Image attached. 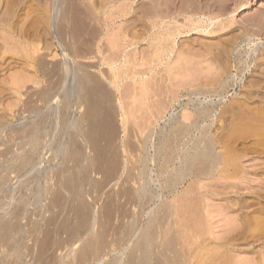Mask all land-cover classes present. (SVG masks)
<instances>
[{
  "label": "rangeland",
  "instance_id": "1",
  "mask_svg": "<svg viewBox=\"0 0 264 264\" xmlns=\"http://www.w3.org/2000/svg\"><path fill=\"white\" fill-rule=\"evenodd\" d=\"M64 47L78 50L70 61ZM66 61L112 93L99 100L116 131L99 141L101 154L69 127L88 126L97 104L65 100ZM263 77L264 0H0V264H264ZM204 108L211 113L197 118ZM181 125L189 132L176 138ZM202 134L217 138L223 171L175 184Z\"/></svg>",
  "mask_w": 264,
  "mask_h": 264
},
{
  "label": "bare ground",
  "instance_id": "2",
  "mask_svg": "<svg viewBox=\"0 0 264 264\" xmlns=\"http://www.w3.org/2000/svg\"><path fill=\"white\" fill-rule=\"evenodd\" d=\"M219 1V0H218ZM215 2V1H214ZM221 2H224V1H221ZM218 3V2H217ZM227 5V4H226ZM183 6V5H182ZM220 6V8H221V5H219ZM57 7V6H56ZM59 7V6H58ZM57 7V8H58ZM155 7V6H154ZM158 7V6H157ZM156 7V8H157ZM207 7V6H206ZM223 7V6H222ZM227 7V6H226ZM225 7V8H226ZM245 7V6H244ZM56 8V11H55V13H54V17H53V19H54V22L55 21H57L58 19V16H60L59 15V11H57L58 9ZM151 8V7H150ZM152 9H153V7H152ZM208 9V8H207ZM219 9V8H218ZM206 10V9H205ZM217 10V9H216ZM223 11V10H222ZM63 13V12H62ZM150 13V12H149ZM64 15V14H63ZM153 15V14H152ZM158 15V14H157ZM62 16V15H61ZM60 18V17H59ZM53 22V23H54ZM260 25H262V24H260ZM10 26H12L11 24H10ZM9 27V26H8ZM11 28V27H10ZM55 29V28H54ZM263 29V28H262ZM260 30V29H259ZM259 33V32H258ZM260 34V33H259ZM59 37V36H58ZM61 38V37H60ZM77 38V37H76ZM62 39V38H61ZM61 39H60V41H61ZM6 41V40H5ZM62 42V41H61ZM74 43V42H73ZM78 44V43H77ZM65 46H68L67 44H65ZM61 47V46H60ZM111 47V46H110ZM65 48V47H64ZM66 48H68V47H66ZM64 49L65 50V52H64V56L66 57V59H68V57H70V56H72L73 54L72 53H74V52H76L77 53V51H75L74 50V52H73V50H72V52H70L71 50H70V48H68V49ZM72 49V48H71ZM97 49H98V52H99V54H102V51H103V49H102V46H100V45H98V47H97ZM110 49V48H109ZM112 51H113V48L111 49ZM112 53V52H111ZM72 54V55H71ZM112 54H114V53H112ZM39 56V55H38ZM73 56H76V55H73ZM115 56H117V55H109V58H107V62H108V65H109V68L110 69H113V68H115L114 66H115V64H114V60H116V58H115ZM27 57V56H26ZM40 57H41V55H40ZM64 57V58H65ZM103 58V57H102ZM66 59H64V60H66ZM103 59H106L105 57L103 58ZM29 60V59H28ZM37 60V59H36ZM39 60H40V58H39ZM68 61H70L69 59H68ZM68 61H66L67 63H65V67L63 68V70H61L62 71V75L61 76H58V77H61V83L63 84V87H64V93H63V97L65 98V100L67 99L68 100V98H69V96L70 97H74V96H77L78 97V99L76 100V99H74V104H76V107H77V105H80L81 103H80V100L81 99H79V98H85V100H86V102H87V106L90 104V105H94V104H97V105H95V110H90V108L89 107H87L86 105H85V107H87V108H89V110H87V114H86V119H88V121H89V123H88V126H87V123H86V125H84V126H86V127H84V126H82L81 125V121L79 122V124H76V121L74 122V119L72 120V122H71V119H70V128H72L73 130H74V132L75 133H77V132H81L82 134H83V137H84V140H85V142L87 143V144H89L91 147H92V149L93 150H97V151H99V154H101L102 152L100 151V149H99V141L101 140V139H106V140H111L113 137H114V135H115V128H114V125H113V120L114 119H112L111 120V117H110V113H108L107 111H106V107H109V105L105 102V104H107V106H103L102 104H99V103H101V102H99V100L100 99H108V101H109V96L110 95H108V93H110V92H105V90L107 89H104V85H103V83H102V81L98 78V77H96L95 75H92V74H90L89 72H88V70H86V67H83V68H81L80 66H75V64L74 65H72V63L70 64ZM103 61V60H102ZM112 61H113V64H112ZM107 62H106V60L104 61V63H106L107 64ZM38 63V62H37ZM58 64V63H57ZM103 64V63H102ZM28 65V64H27ZM43 64H41V66H42ZM77 65H79V64H77ZM59 66V65H58ZM43 67V66H42ZM41 67V68H42ZM47 67V66H46ZM42 69H44V67L42 68ZM53 69H55V67H53ZM52 69V70H53ZM59 69V68H58ZM49 70H51V69H49ZM48 70V71H49ZM56 70H57V68H56ZM44 71V70H43ZM54 71V70H53ZM58 71H60V70H57V72ZM51 72V74L53 73L52 71H49L48 73H50ZM55 72V71H54ZM47 73V74H48ZM55 74V73H54ZM58 74V73H57ZM94 74V73H93ZM114 74V73H113ZM116 75V74H115ZM114 76V75H113ZM112 76V77H113ZM114 77H116V76H114ZM108 79H110L111 78V76H109L108 75V77H107ZM264 78V77H263ZM112 79V78H111ZM257 79V78H256ZM108 81V80H107ZM261 81V80H260ZM258 87H259V85H258ZM52 90V89H51ZM129 90V89H128ZM127 90V91H128ZM253 90V89H252ZM258 90V89H257ZM45 91V90H44ZM46 93V92H45ZM127 93V92H126ZM43 94V93H42ZM48 94H52L51 92L50 93H48ZM110 94H112V93H110ZM255 94V93H254ZM46 94H44V96H45ZM54 95V94H53ZM124 95H125V93H124ZM126 95H128V94H126ZM49 95H47V97H48ZM50 96H52V95H50ZM49 96V97H50ZM66 96H68V97H66ZM129 96V95H128ZM46 97V96H45ZM49 97H48V99H49ZM258 97V96H257ZM263 97V96H262ZM62 98V97H61ZM113 98V97H112ZM64 100V99H63ZM107 101V102H108ZM109 102H111V101H109ZM233 102V101H232ZM70 103V102H69ZM68 103V104H69ZM82 103H84V101H82ZM103 103V102H102ZM233 104V103H232ZM70 105V104H69ZM82 105H84V104H82ZM89 105V106H90ZM102 105V106H101ZM234 105V104H233ZM242 105V104H241ZM240 106V105H239ZM259 106V105H258ZM64 107V106H63ZM102 107H104V108H102ZM110 107H111V105H110ZM252 107V106H251ZM264 107V106H263ZM262 107V108H263ZM64 108H66V107H64ZM72 108V107H71ZM93 108V107H92ZM93 108V109H94ZM232 108V107H231ZM230 108V109H231ZM239 108V107H238ZM254 108V107H253ZM85 109V108H84ZM111 110H112V107L110 108ZM242 109V108H241ZM243 109H245V108H243ZM55 110V109H54ZM54 110H53V112H54ZM61 110V109H60ZM228 110V109H227ZM237 110V109H236ZM196 111V110H195ZM253 111V110H252ZM260 111V110H259ZM67 112H69V111H67ZM85 112V111H84ZM194 112V111H193ZM242 112L243 111H241V114H242ZM250 112V111H249ZM86 113V112H85ZM84 113V114H85ZM209 113H211V110L210 109H208V108H204V109H202V110H200V111H197V114H195V115H197V118H200V115H204V114H209ZM236 113V112H235ZM237 113H239L238 111H237ZM255 112H253V114H254ZM257 113V112H256ZM61 115H60V121L59 122H61V125L63 126V127H67L69 124V119H68V115H69V113H66L65 111L63 112H61L60 113ZM68 114V115H67ZM114 114V113H113ZM250 114V113H249ZM253 114H252V116H253ZM220 115V114H219ZM239 115V114H238ZM257 115L258 114H256V116L255 117H257ZM58 116V115H57ZM84 116V115H83ZM112 116H114V115H112ZM224 116V115H223ZM225 116H227V114L225 115ZM234 116V115H233ZM243 116V115H242ZM260 115H258V117L257 118H261V117H259ZM261 116H262V114H261ZM204 117V116H203ZM80 118H82V117H80ZM114 118V117H113ZM233 118V117H232ZM249 118V117H248ZM236 119H237V117H236ZM253 119V118H252ZM82 120H83V118H82ZM84 120H85V118H84ZM84 120H83V122H84ZM194 120H196V119H194ZM231 120V119H230ZM245 120V119H244ZM263 120V119H262ZM113 121V122H112ZM202 121V120H201ZM218 121V120H217ZM227 121V120H226ZM248 121V120H247ZM260 119L258 120H253V125L251 126V128L253 127V128H255L254 130H259L258 128H257V126L256 125H258V123H260ZM87 122V121H86ZM240 122V121H239ZM244 122V121H243ZM255 122V123H254ZM38 123L40 124V121H38ZM37 123V124H38ZM85 123V122H84ZM176 123V122H175ZM247 123V122H246ZM251 123V122H250ZM244 124V126H246V128H247V126L249 125H251V124ZM32 124V123H31ZM36 124V123H35ZM34 124V125H35ZM38 124V125H39ZM213 124V123H212ZM211 124V125H212ZM239 124V123H238ZM37 125V126H38ZM41 125V124H40ZM208 125V124H207ZM221 125V124H220ZM242 126H243V124H241ZM240 124L238 125V126H241ZM255 125V126H254ZM36 126V125H35ZM35 126H34V128L33 129H35L36 130V128H35ZM182 126V125H181ZM180 126V127H181ZM191 126V125H190ZM209 126V125H208ZM227 126V125H226ZM234 126V125H233ZM29 127V126H28ZM183 127V126H182ZM177 128V130H175L174 131V133L173 134H175L174 136L177 138V136L180 134L181 135V133L184 131H186L187 133L189 132V131H187V129H185L184 127L183 128ZM221 127V126H220ZM236 127V126H235ZM38 128L39 127H37V130H38ZM194 128V127H193ZM197 128V127H196ZM211 128V127H210ZM209 128V129H210ZM222 128V127H221ZM230 128V127H229ZM240 128V127H239ZM242 128L243 127H241L240 129H241V131H242ZM250 128V129H251ZM253 128H252V131L254 132V130H253ZM33 129H31L30 127H29V130H30V132L32 133V136H34L35 138H36V135H38V134H36L34 131L35 130H33ZM195 129V128H194ZM219 129V128H218ZM239 129V130H240ZM244 129H245V127H244ZM248 129L249 128H247V129H245V130H247V133H248ZM32 130V131H31ZM189 130V129H188ZM198 130V129H197ZM201 130V129H200ZM205 132L203 133V134H205L206 135V133H207V131L206 130H204ZM219 131V130H218ZM235 131V130H234ZM244 131V130H243ZM251 131V130H250ZM256 131L254 132L255 133V135L257 136L258 134H259V132L258 133H256ZM259 131H261V133L263 132L264 133V130H259ZM228 132V131H227ZM237 132H239V131H237ZM245 132V131H244ZM252 132V133H253ZM31 133H29L30 135H31ZM221 133V132H220ZM222 133H223V131H222ZM231 133V132H230ZM240 133V132H239ZM242 133V132H241ZM240 133V134H241ZM247 133H245V134H247ZM251 133V132H250ZM253 133V134H254ZM36 134V135H35ZM203 134H202V136L201 137H203L204 138V136H203ZM225 135H226V133H225ZM233 135H235V133L233 134ZM242 135V134H241ZM251 135V134H250ZM264 135V134H263ZM32 136H31V138H32ZM211 136H213V135H211ZM218 136V135H217ZM227 136V135H226ZM226 136H225V139L227 140V138H226ZM232 136V135H231ZM237 136H239V135H237ZM247 136V135H246ZM259 136V135H258ZM174 137V138H175ZM249 137V136H248ZM250 137H253V136H250ZM255 137V136H254ZM253 137V138H254ZM260 137V136H259ZM200 138V137H199ZM221 138V137H220ZM258 138V137H257ZM224 139V138H223ZM224 139V140H225ZM228 139H231V138H228ZM234 139V138H233ZM262 139V138H261ZM34 140V139H33ZM168 140H169V138H168ZM172 140V139H171ZM174 140V139H173ZM200 140V139H199ZM202 140V145L200 146V145H198V143H193L192 144V146L190 147L191 149H193V151L192 152H186V151H184L185 152V154H184V156L180 159V165L179 166H177L176 167V169L174 170L175 172H174V174L170 177L171 178V181L173 180L174 181V183L175 184H178V183H180V182H182L183 180H184V178H186V177H188V178H190V177H201V176H209V175H215L216 174V170L217 169H220L219 167V165L221 164V162H222V157L220 156V154H218V153H216L215 152V147L218 145V141H216L217 140V138L215 139V138H213V137H210V136H205V138L204 139H201ZM201 140H200V142H201ZM219 141H220V139H218ZM225 140V141H226ZM167 141V140H166ZM175 141V140H174ZM224 141V142H225ZM238 141V140H237ZM260 141V140H259ZM262 141H264V140H262ZM169 142V141H168ZM172 142V141H171ZM192 142V141H191ZM220 142H223V141H220ZM223 142V143H224ZM175 143V142H174ZM177 143H179V142H177ZM258 143V142H257ZM263 143V142H262ZM164 144H166V143H164ZM201 144V143H200ZM227 144V143H226ZM230 144V143H229ZM228 144V145H229ZM251 144V143H250ZM254 144H256V142L254 143ZM260 144V143H259ZM167 145V144H166ZM169 146H170V144H168ZM219 145H221V144H219ZM262 145H264V144H262ZM190 146V145H189ZM222 146H223V144H222ZM253 146H255V145H253ZM166 147V146H165ZM164 147V148H165ZM174 147V151L173 152H171V154H173L174 152L176 153V152H179L178 151V147H177V145H175V146H173ZM173 147L171 148L172 150H173ZM187 147V146H186ZM224 147H225V145H224ZM168 148V147H167ZM166 148V149H167ZM240 148V147H239ZM257 148V147H256ZM259 148H260V146H259ZM170 149V150H171ZM188 149V148H187ZM186 149V150H187ZM230 149H231V147H230ZM243 149V148H242ZM252 149V148H251ZM161 150H162V148H161ZM188 150H190V149H188ZM217 150V149H216ZM219 150V149H218ZM228 150V149H227ZM227 150H225V151H227ZM163 151V150H162ZM169 151V150H168ZM167 150H166V152H168ZM229 151V150H228ZM244 151V150H243ZM248 151V150H247ZM256 151V150H255ZM159 152V151H158ZM157 152V153H158ZM165 152V151H164ZM231 152V151H230ZM257 152H258V150H257ZM260 152V151H259ZM160 153H162V152H160ZM220 153V152H219ZM222 153V152H221ZM228 153V152H227ZM241 153H243V152H241ZM240 153V154H241ZM171 154H170V156H171ZM232 154V152L230 153V155ZM235 154V153H234ZM239 154V153H238ZM261 154V153H260ZM80 153H77V156H79L80 157ZM164 155V154H163ZM169 155V154H168ZM181 155V154H180ZM227 155V154H226ZM229 155V156H230ZM257 155V154H256ZM169 156V157H170ZM176 156H177V153H176ZM228 156V155H227ZM227 156L225 157V159H227ZM228 156V157H229ZM167 157V156H166ZM99 159L101 158V155H99V157H98ZM171 158V159H170ZM170 158H164L165 160L167 159V162H169L170 160H172V158H174V156H171ZM224 158V157H223ZM231 158H233V157H231ZM230 158V159H231ZM23 159H25V158H23ZM27 159H28V157H27ZM27 159H25V161L27 160ZM229 159V160H230ZM174 160V159H173ZM231 160H233V159H231ZM235 160H237V159H235ZM22 161V160H21ZM19 162L17 165L18 166H22L23 164H24V162ZM28 161V160H27ZM166 162V161H165ZM226 162H228V161H226ZM235 162V161H234ZM23 163V164H22ZM22 164V165H21ZM225 164V163H224ZM230 164V163H229ZM237 164V163H236ZM103 165H105V166H109V167H111V165H113L112 163H108V162H103ZM231 165H235L234 163L233 164H231ZM238 165V164H237ZM26 166V165H25ZM232 166V167H233ZM236 166V165H235ZM222 167V166H221ZM248 167V166H247ZM252 167V166H251ZM257 167V166H256ZM263 167V166H262ZM238 168H240V167H238ZM242 168V167H241ZM253 168V167H252ZM225 169V168H224ZM233 169H236V171H237V168H235V167H233ZM244 169V168H243ZM250 169V168H249ZM254 169H255V167H254ZM260 169V168H259ZM264 169V168H263ZM263 169H261V170H263ZM226 170V169H225ZM240 170V169H239ZM257 170V169H256ZM220 171H223L222 169H220ZM241 172V171H240ZM255 172V171H254ZM262 172V171H261ZM88 169H84V171L81 173V175L79 176V177H77L78 179H80V181H85V180H87V178H88ZM221 174H222V172H220ZM224 173V172H223ZM227 173V172H226ZM228 173H230V172H228ZM256 173V172H255ZM225 174V173H224ZM242 175V174H241ZM232 176V175H231ZM70 177H73V176H70ZM168 177V176H167ZM226 177V176H225ZM169 178V179H170ZM218 178V177H217ZM220 178V177H219ZM230 179V178H229ZM231 179H232V177H231ZM245 179V178H244ZM68 181H69V178H66L65 179V183L66 184H68ZM167 181V180H166ZM263 181V180H262ZM219 182H221V181H219ZM224 182V181H223ZM228 183V182H227ZM229 184V183H228ZM263 184V183H262ZM262 184H261V186H262ZM217 185V184H216ZM220 185H222V182H221V184ZM264 185V184H263ZM234 186H235V184H234ZM241 186V185H240ZM223 187V186H222ZM225 187V186H224ZM143 188V187H142ZM232 188H235V187H232ZM241 188V187H240ZM222 189V188H221ZM226 189H228L227 187H226ZM216 191H218V190H216ZM224 191V190H223ZM226 191V190H225ZM236 191V190H235ZM140 192H141V190H140ZM142 192L145 194L146 193V191H145V189H142ZM229 192V191H228ZM239 192V191H238ZM264 192V191H263ZM227 193V192H226ZM143 194V195H144ZM218 194V193H217ZM23 208V207H22ZM20 210V209H19ZM86 210H87V205L83 202V201H79L78 203H77V205H76V213H77V216H78V218H79V220H80V222H79V225L81 224V226H83L82 224H84L85 225V223H83L85 220H87V214H86ZM245 220V219H244ZM246 222H247V220H246ZM260 223V222H259ZM4 224V223H3ZM6 224V223H5ZM243 224H245V223H243ZM251 225V224H250ZM4 226H6V225H4ZM8 226V225H7ZM247 226V225H246ZM258 226V225H257ZM260 227L259 228H262V230H261V233L263 232V229H264V225H262V223H261V225H259ZM238 227V226H237ZM236 227V228H237ZM241 227H242V225H241ZM4 228V227H3ZM235 228V227H234ZM253 228V227H252ZM254 228H256V227H254ZM259 228H257V229H255V231H257ZM4 229H6V228H4ZM238 229V228H237ZM230 231H231V229H229ZM234 230V229H233ZM252 230V229H251ZM7 231V230H6ZM88 231V230H87ZM91 231V230H90ZM254 232V231H253ZM257 232H259L260 233V231H257ZM47 234V233H46ZM45 234V235H46ZM90 234V233H89ZM146 236V235H145ZM234 236V235H233ZM239 236V235H238ZM144 237V236H143ZM237 236H235V238H236ZM48 238V236H46V238L42 241V242H40V254H43L44 253V251H45V248H46V246H47V239ZM145 238H147V237H144V239ZM234 238V237H233ZM91 251H92V245H91V242L89 241V242H87V244L85 245V248L83 247V249L80 251L81 252V254L78 256L79 257V262L80 263H82V262H84L86 259H87V257L89 256V254L91 253ZM147 257V256H146ZM144 261H146V260H144ZM143 261V262H144ZM145 263V262H144ZM140 264H141V262H140ZM150 264V263H149Z\"/></svg>",
  "mask_w": 264,
  "mask_h": 264
}]
</instances>
